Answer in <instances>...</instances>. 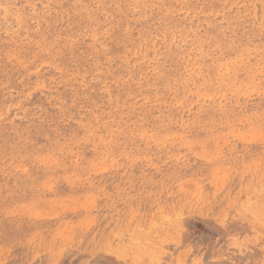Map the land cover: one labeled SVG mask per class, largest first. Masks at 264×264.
Returning a JSON list of instances; mask_svg holds the SVG:
<instances>
[{
	"label": "rangeland",
	"instance_id": "obj_1",
	"mask_svg": "<svg viewBox=\"0 0 264 264\" xmlns=\"http://www.w3.org/2000/svg\"><path fill=\"white\" fill-rule=\"evenodd\" d=\"M0 264H264V0H0Z\"/></svg>",
	"mask_w": 264,
	"mask_h": 264
}]
</instances>
